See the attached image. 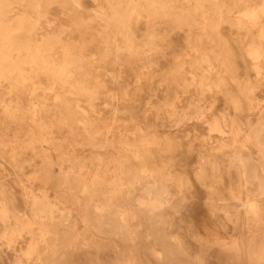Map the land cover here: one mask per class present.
Returning <instances> with one entry per match:
<instances>
[{
    "label": "bare ground",
    "instance_id": "bare-ground-1",
    "mask_svg": "<svg viewBox=\"0 0 264 264\" xmlns=\"http://www.w3.org/2000/svg\"><path fill=\"white\" fill-rule=\"evenodd\" d=\"M92 2L100 10L91 15L87 23L78 15V12L84 9L82 0H0V117L2 121L19 126L21 132L20 136L13 137L14 141L0 135L3 152L4 143L6 144V157L4 159V154L0 151V163H4L5 160L13 165L11 169L15 172L14 183L17 187L10 186L6 181L0 183V216L4 217L6 213L8 217L14 218L9 225L13 228L8 231L9 239L14 238L13 236L22 229H39L44 233L42 241L46 245H43L42 254H39L41 261L42 259L44 261L39 264H67V260L71 257L70 247L81 246L67 245L64 250H58V245L55 243L71 242L72 231L77 227L78 217H81L79 210L85 209V202L98 195L100 185L99 178L95 176L91 185L80 183L79 174L77 175V169L75 170L80 161L65 155L58 158L53 154L54 143L50 129L54 115L68 132L73 134L76 129L81 131L83 145L92 149L110 147L116 151L123 185L121 191L123 207H117L110 198L105 199L102 208L96 204H89L87 206L89 215L84 222L95 235L138 247V242L132 235L125 218L126 212L130 211L138 223L145 226L146 230L143 232L145 236L154 237L153 240L164 244L167 240V232L171 230L174 221V216L168 212V209L173 202L186 201L191 188L189 179L175 171L171 164L172 159L165 160L161 156L162 160H159L152 156L157 152L161 139L154 134L145 133L146 129L139 122L133 119L129 122L123 119L121 125L114 121L107 124L97 122L100 116L96 108L98 101L107 99L108 101L105 102L110 113L117 116L122 112L116 107V103L120 100L130 103L132 99L128 92V100L114 95H104L105 86L93 69L94 64L89 58L88 47L104 52L106 57L101 58L100 63L128 64L130 56L139 57L145 54L138 50L144 45L135 42V32L133 33L132 30L134 19L137 23L138 18L146 14L152 24L157 17L178 14L181 17L178 22L188 24L189 28H195L199 32L195 35V42L190 40L192 37L188 39V47L192 55L190 60L177 61L179 67L161 75L150 73L152 65L158 61L138 60L145 65L140 68L142 72L127 77L133 80V83H137L135 89H140L139 85L143 81L152 83L155 79H162L168 75L176 78L180 75L184 79L193 78L196 81L186 86L196 89L191 94L194 108L203 110L202 108L206 107L209 111L213 110L215 103L207 104L202 94L205 89L213 88L215 93L229 98L228 103L233 107L234 112L243 113L245 109L241 102L248 101L247 103L250 104L254 100L253 92L258 87L247 78L243 81L239 80L238 68L229 66L235 61L230 58L232 52L229 51L228 41L223 37L220 29L223 22L231 21L230 0H165L167 10L159 7L161 5L159 0H92ZM62 4L74 10L65 15L71 30L60 27L50 32L48 23L52 16V7ZM256 13L262 14L264 9ZM194 17L198 19H191ZM93 22H97L98 27H93ZM237 22L240 25L243 20L238 18ZM146 29V38L155 37L152 34L153 25ZM74 34H78V40L68 44L67 37L69 35L74 37ZM118 40L121 41V45L117 43ZM205 42L211 44L213 48L205 50L203 48ZM119 51L126 55L125 61ZM186 64L189 66H185ZM218 64L224 66L222 67L225 73L218 72L215 66ZM259 66L253 68L252 72L254 71L257 80L263 83L264 61H262L263 67ZM228 81L237 83L236 94L228 90ZM147 88L150 92H154L152 85H148ZM186 96L189 97V94H184L182 98ZM178 97L175 96L177 99ZM180 98L176 99L178 103L182 102ZM189 99L190 97L188 101ZM159 100L152 106L158 120L160 116L166 115L161 110L163 104ZM157 109L162 114L157 113ZM249 110H252V107ZM227 122L225 115H221L222 125L211 124L208 130L224 133L226 127H231ZM116 126L121 131L129 133L118 143L121 151L116 150V143L110 137ZM192 128L196 129V126ZM231 129L232 138L209 137L205 142L211 156L201 157L197 176L201 184L205 185L209 171L214 175H220L223 166L227 167L230 175L236 178L241 198L236 201L231 200L223 207L215 205L219 199L209 198L213 210L227 208L239 214L249 204L264 210V116L260 115L255 120L249 117L241 119L235 122ZM103 131L104 136L99 139L96 134ZM179 140V137L173 141L168 139L161 145L168 152H172L174 147L180 146ZM93 159L97 160L98 157L94 156ZM219 159L223 160L219 161ZM159 161L171 164L168 166V171L176 178L161 169L158 166ZM21 162L29 164L33 169L38 162L41 164L43 171L39 184L37 171L32 170L27 177L21 169ZM61 163H66L68 169L64 182L60 184L61 193L65 199H68L70 206L61 203L50 193L51 183L56 184L61 180L60 174H56V167L62 166ZM136 167L141 170L136 172ZM138 185L140 188H137ZM105 191L108 192L107 189ZM136 192L142 193L144 199ZM178 211L176 210L175 213ZM262 224L264 227V223ZM212 229L210 222L209 226L199 229L198 234L203 240L206 234H214L215 230ZM213 243L216 244L215 238L211 244L214 245ZM184 248L183 244L176 252L173 248H167L157 259L168 264H194L189 253L186 252L187 249ZM1 252L3 251L0 249V259ZM84 256L85 261L77 264H105L97 260L90 251ZM258 260L251 258L247 264H264V260L262 262ZM14 264L23 263L20 259H15Z\"/></svg>",
    "mask_w": 264,
    "mask_h": 264
},
{
    "label": "rangeland",
    "instance_id": "rangeland-1",
    "mask_svg": "<svg viewBox=\"0 0 264 264\" xmlns=\"http://www.w3.org/2000/svg\"><path fill=\"white\" fill-rule=\"evenodd\" d=\"M159 1V4H161L159 7L167 10L165 0ZM230 3L229 12L231 14V21L223 22L220 29L221 34L228 41L229 51L232 52L230 58L235 61L234 64L229 66L238 68L239 80L243 81L247 78L251 83L258 86L253 92L254 100L250 104L247 103L248 101L241 102L245 109L243 113L234 112L233 107L228 103L229 98L223 94L215 93L212 90L213 88L205 89L202 93L207 104L208 102L215 103L213 110L209 111L206 107L202 108L203 110L194 108L191 103L193 99L191 94L196 89L186 88L187 85L196 83L193 78L184 79L180 75H177L179 76L178 78L168 75L162 79H155L152 83L150 81H148L150 83L143 81L139 85L141 86L140 89H135L137 83H133V80L127 78L135 73L142 72L140 68L145 65L139 63L138 60L152 59L158 61V63L152 65L150 73L153 75H161V73L163 74L173 68L179 67L180 64L177 61L190 60L192 55L188 47V39L192 37L190 40L195 42V35L199 32L195 28H189L188 24L178 22L181 19L178 14L169 17H157L152 24L148 21L150 18L146 14L139 17L137 23L134 19L132 30L133 33L135 32V42L144 45V47L142 46L138 50L145 52V54H141L139 57L130 56L128 64L112 65L100 63L101 58L106 57L104 52L94 47L87 48L89 58L94 64L93 69L97 72L96 74L99 75L101 83L105 86L104 95H114L128 100V92L132 99L130 103L123 102L122 100L116 103V107L122 112L117 116H113L110 113L108 104L105 102L108 101L107 99L98 101L96 108L100 116L97 122L99 124H107L114 121L116 124L121 125L123 119L125 122L133 119L146 129L145 133L154 134L160 138L161 144L168 139L173 141L179 137L180 146L174 147L172 152H168L160 144L157 152H154L152 156L157 157L159 160H162L161 156L165 160L167 158L172 159L170 161L175 171L182 173L186 179H189L191 188L186 196V201L173 202L170 205L171 207H169L170 209H168V212L174 216V221L171 230L167 232V240L164 244L153 240L154 237L145 236L143 234L144 230H146L145 226L138 223L134 214L130 211L126 212L125 218L132 235L138 242V247L123 244L118 240H107L102 236L95 235L86 227V223L84 222L89 215L87 206L89 204H96L99 208H102L105 199L110 198L117 207H123L121 198L123 185L116 159V151L110 147L92 149L83 145L81 131L76 129L73 134L68 132L59 124L56 115H54L50 129L54 143L53 154H56L58 158L65 155L80 161L75 168V170L77 169V175L79 174L80 183L91 185L94 176L100 180L98 195L94 199L85 202V209L77 211L83 219L78 217L77 227L72 231L71 242L64 243L58 241L55 243V245H58V250H64L67 245H81L79 247H70L71 257L67 260V264L84 262V255L87 251L93 253L97 260L105 264H168L161 259H157L158 256L163 254L167 248H173L176 252L182 244L185 247L184 249H187L186 252L189 253V257L194 264H247L251 258L259 259L258 261L261 262L264 260V227L262 224L264 223V210L253 207L250 204L239 214H235L227 208L213 210L209 198L219 199L215 202V205L219 207L227 205L231 200L236 201L241 198L236 178L230 175L227 167L223 166L220 175H214L209 171V178L206 180L205 185L201 184L197 176L200 171L201 157L211 156L209 155L210 149L205 146V142L209 137H212V139H218L219 137L230 139L233 137L231 127L235 122L247 119L248 117L255 120L260 115L264 116V82L260 83L256 78L255 72H252L253 68L259 65V67H263L264 13L255 14V12L264 9V0H230ZM82 5L84 9L78 12V15H80L84 22L89 21L88 19L91 15L100 10L92 0H82ZM71 9L73 8L63 4L53 6L51 10L52 16L48 23V31L58 30L60 27H65V29L70 31L71 25L65 19L67 18L65 15L74 11ZM238 18L243 20L240 25L237 22ZM191 19H198V17ZM150 25L154 27L152 34L155 37L146 38V28ZM93 27H98L97 22H93ZM75 40H78V34H74V37L69 35L66 42L73 44ZM117 43L122 44L120 40ZM205 43L203 45L205 50L213 48L208 42ZM120 56L125 61L126 55L120 52ZM185 66L188 67L189 65L186 64ZM215 66L218 68L219 73H225L222 64ZM148 85L154 87V92L148 90ZM236 86L237 83H233L232 81H228L227 83L228 90L235 94L238 92ZM186 93L189 94V101L188 96L182 98ZM175 96H179L178 99L181 97L180 100L182 102L178 103V99ZM3 98L5 99V93ZM158 99L163 104L161 110L166 114L160 116L159 120L156 118L154 109L152 108ZM249 106L252 107V110H249ZM156 111L162 114L159 112L160 110L157 109ZM123 112L125 115H123ZM221 115H225L227 123L231 127H226L224 133L210 132L208 130L209 125L216 123L219 126L222 125L220 124ZM192 126H196V129L192 128ZM19 129V126L2 121L0 117V135H4L12 139L11 141H14V136L21 135ZM100 133L96 134L99 139L103 138L104 131ZM126 135H129V133L121 131L117 126L111 132L110 137L116 143V150L121 151L118 143ZM186 135H189V137H186ZM5 145L4 143V152L0 146L4 159L6 157ZM94 156H97L98 159H93ZM222 160L219 159V161ZM171 164H167L166 162L160 163L159 161L158 166L164 171H168V166ZM20 165L27 177L32 173V170L37 171V175H39L37 183L41 182L40 175H42L43 167L39 162L34 169L24 162H21ZM66 165V163H63L62 166L56 167V174H60L61 180L60 182H56V184L51 183L49 187L50 193L54 198L70 206L68 199L62 196V187L60 185L64 182L65 174L68 171ZM12 166L5 162V160L4 163H0V183L6 181L10 186L17 188L14 183L16 176L15 172L11 169ZM136 168V172L141 170L138 167ZM169 175L175 177L172 173ZM105 188L108 190L107 193ZM137 188H140V186L138 185ZM136 193L144 199L145 196L142 193ZM176 210H179L178 213H175ZM12 221H14V218L8 217L6 213H4V217L0 216V249L3 251L1 252L0 264H14L15 259H20L23 264H39L43 262L44 260L42 259L41 261L39 254H42L43 245H46L42 241L44 233L39 229H22L20 233L13 236L14 238L9 239L8 231L13 229L9 227ZM210 222L213 226L212 230H215V232L211 235L206 234L202 240L198 231L202 230L205 226H209ZM214 238L216 244L213 243L214 245H212L211 243ZM155 254L156 256H154Z\"/></svg>",
    "mask_w": 264,
    "mask_h": 264
}]
</instances>
